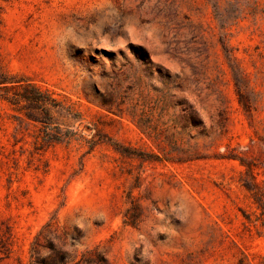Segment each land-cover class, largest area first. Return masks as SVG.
<instances>
[{
    "label": "rangeland",
    "instance_id": "rangeland-1",
    "mask_svg": "<svg viewBox=\"0 0 264 264\" xmlns=\"http://www.w3.org/2000/svg\"><path fill=\"white\" fill-rule=\"evenodd\" d=\"M0 69L78 133L36 148L41 125L0 97V264H30L47 223L110 264H264L247 166L226 157L264 187V0H0Z\"/></svg>",
    "mask_w": 264,
    "mask_h": 264
},
{
    "label": "trees",
    "instance_id": "trees-1",
    "mask_svg": "<svg viewBox=\"0 0 264 264\" xmlns=\"http://www.w3.org/2000/svg\"><path fill=\"white\" fill-rule=\"evenodd\" d=\"M17 87L23 88L21 91ZM236 93L240 103L245 108H249V101L246 94L242 91V87L235 81ZM0 88L4 93L0 97L8 101L15 110L22 112L23 116L18 115L19 128L22 123L34 122L39 123L35 134L34 144L36 148L48 147L57 142L70 143L72 140L78 142V133L72 129H65L60 131L58 125L53 121L52 111L64 110L70 112V106L65 105L62 101L52 97L48 92L41 90L38 86L32 83H23L20 79H15L14 76L8 75L0 69ZM17 117L16 115H13ZM190 118L193 124L200 122L196 117V112L191 109ZM228 117H224V123L227 122ZM224 125V124H223ZM104 135L98 139H87L79 135L80 143L85 141L89 144V150L99 142L103 141ZM107 141L109 138L107 137ZM227 158L238 159L241 164L246 165L247 168L243 172L245 177L243 185L250 192L251 197L256 204L261 214L262 224L264 225V187L256 180L253 172V167L247 163L245 159L238 153H229ZM50 223L44 225L35 236L31 245V261L30 264H110L104 253L98 247L85 248L79 250L76 247L78 242L77 236H72L69 240H65L59 235L52 233L49 229ZM6 230L0 234V252L8 255L10 252V236L11 229L6 225Z\"/></svg>",
    "mask_w": 264,
    "mask_h": 264
}]
</instances>
